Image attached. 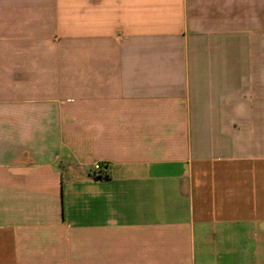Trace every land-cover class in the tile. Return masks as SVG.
I'll return each mask as SVG.
<instances>
[{
	"label": "crops",
	"instance_id": "obj_1",
	"mask_svg": "<svg viewBox=\"0 0 264 264\" xmlns=\"http://www.w3.org/2000/svg\"><path fill=\"white\" fill-rule=\"evenodd\" d=\"M0 264H264V0H0Z\"/></svg>",
	"mask_w": 264,
	"mask_h": 264
}]
</instances>
